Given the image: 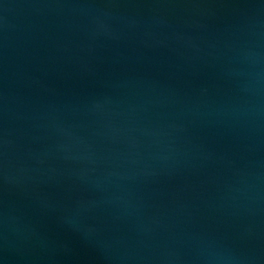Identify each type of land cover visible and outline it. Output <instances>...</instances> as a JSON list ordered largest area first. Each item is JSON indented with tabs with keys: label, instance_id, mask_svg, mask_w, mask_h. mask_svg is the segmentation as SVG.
<instances>
[{
	"label": "water",
	"instance_id": "obj_1",
	"mask_svg": "<svg viewBox=\"0 0 264 264\" xmlns=\"http://www.w3.org/2000/svg\"><path fill=\"white\" fill-rule=\"evenodd\" d=\"M0 264H264V0H0Z\"/></svg>",
	"mask_w": 264,
	"mask_h": 264
}]
</instances>
